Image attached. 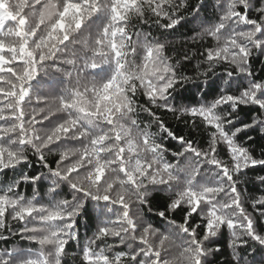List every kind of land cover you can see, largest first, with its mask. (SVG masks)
Masks as SVG:
<instances>
[{
    "label": "snow or ice",
    "instance_id": "snow-or-ice-1",
    "mask_svg": "<svg viewBox=\"0 0 264 264\" xmlns=\"http://www.w3.org/2000/svg\"><path fill=\"white\" fill-rule=\"evenodd\" d=\"M183 25L197 48L174 59L170 41L151 29ZM256 54L264 55V0H0V173L33 157L41 169L0 185V241L18 238L0 248V264H63L89 208L96 230L80 264H212L225 230L230 264H264V193L240 190L246 170L264 166L253 138L239 136L259 129L264 140ZM193 60L194 77L181 71ZM201 77L222 82L211 100ZM189 83L200 99L179 105ZM240 106L253 110L250 122ZM165 113L202 125L206 144L181 135ZM256 180L264 185V175ZM160 192L168 199L154 224L148 214Z\"/></svg>",
    "mask_w": 264,
    "mask_h": 264
},
{
    "label": "trees",
    "instance_id": "trees-1",
    "mask_svg": "<svg viewBox=\"0 0 264 264\" xmlns=\"http://www.w3.org/2000/svg\"><path fill=\"white\" fill-rule=\"evenodd\" d=\"M191 4H195L196 0H189ZM212 0H209V3H211ZM211 9H209V12ZM133 23H138V21L134 20ZM145 31H148V26H143ZM152 34L154 36H159L161 40H164L165 38L170 41L168 44V50L167 55L174 57V59H181V56L184 52H189V54H193L196 51L197 44L192 43V41L189 39L193 35L191 31L190 25H183L179 26L175 32H163V30H160L158 28H152L151 29ZM199 31V29H197ZM210 42V41H208ZM203 49L201 48V51ZM197 65V61L193 60L191 63H183V67L181 71H183L185 74L189 76H195L196 73L194 71L195 67ZM251 65V71L253 72L255 78L257 80H264V55L256 54L253 56V58L250 60ZM223 69L218 68L217 72H222ZM198 83L201 84L202 87H205L207 89V99L211 100L219 91L218 85H221V81L216 80L215 78H212L207 84L203 83V77L200 78ZM235 89H232L231 91H234ZM238 94V93H237ZM176 99L177 103L179 105H191L194 104L197 100L200 99V96L197 94L196 88L194 84L189 83L184 85L183 88L178 89L176 93ZM141 103L144 102L143 97H141L140 100ZM35 105H29L26 108V111L31 112V108ZM239 116L241 117V122H250L253 115V110L250 107L240 106L238 108ZM141 118L147 122L150 118L148 117L147 113H141ZM162 119H164L168 125H170L172 128L177 129L181 135L188 136L189 138H192L196 141H201L206 144L207 140V134L202 131V125L197 128H193L191 124H185L183 121L177 122L176 118L172 115V113H165L162 116ZM3 123V122H0ZM197 124L199 125V120L197 121ZM237 126H240L237 124ZM153 131H157V129L154 127ZM240 140L244 141L246 144L248 143L246 138L247 136H251L253 138V141L251 142L250 146L255 149L254 155L256 158H264L260 156V152L262 149H264V140L260 138V131L257 129L256 131L247 130L245 133L239 134ZM169 147L175 149L176 144L174 141H166ZM221 159H224L226 162L230 159L226 155V151L224 149H221ZM31 155V154H29ZM51 159V157H50ZM40 165L36 163L35 158L33 157L31 159L30 164L23 165L22 168L13 171V170H5L4 173H0V185L4 184L5 182H11L12 178L19 177L21 172H28L30 174H36L40 171ZM259 175H264V166L257 165L255 167H252L248 170H246V175L242 177L241 183H240V190L244 192L245 198H247L249 195L252 197H258L262 193H264V185H260L258 181L256 180V177ZM248 181V183H244L243 181ZM20 190L22 192H26L29 196L32 194L33 188L30 184L25 185L21 184ZM43 190V189H42ZM68 189L65 188V192H67ZM70 198V197H69ZM168 199V193L167 192H160L155 193L152 197V205H153V213H149L148 217L149 219L155 224L159 223V218L155 216V212L159 210H163L165 205V201ZM248 211L251 212V204L247 205ZM147 212V209L144 210ZM132 214L133 216H136L137 209L135 206L132 207ZM183 216L182 211H177L174 215V218L177 221H181ZM10 219V218H9ZM196 220L199 219V217L195 218ZM96 218H95V212L89 208V210L85 213L84 216H82L79 220L77 232L79 239L71 240L69 244L66 246L67 249V255L64 257L63 264H80V250L83 247L84 242L86 239L90 236H92L93 232L96 230ZM13 226H15V222H13ZM202 233V230H201ZM230 240V235L228 230H225L223 235H221L218 239L215 240V245L219 247V251L213 256L210 257L212 260V264H230L231 260V249L228 247V243ZM109 243H112V240L108 241ZM18 243L17 239H9L7 242L0 241V248L4 247H10L14 246ZM23 244L25 247H27L26 242H19ZM33 248H36L37 245L33 244ZM119 250H127L123 246L121 248L116 249V251ZM257 260H259V255H257Z\"/></svg>",
    "mask_w": 264,
    "mask_h": 264
}]
</instances>
